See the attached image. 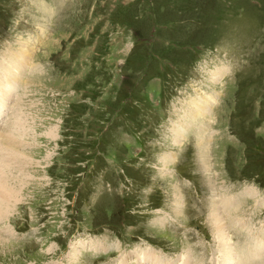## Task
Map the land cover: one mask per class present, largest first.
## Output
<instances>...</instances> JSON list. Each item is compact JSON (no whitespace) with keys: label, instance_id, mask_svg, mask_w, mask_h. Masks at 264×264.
Listing matches in <instances>:
<instances>
[{"label":"rangeland","instance_id":"1","mask_svg":"<svg viewBox=\"0 0 264 264\" xmlns=\"http://www.w3.org/2000/svg\"><path fill=\"white\" fill-rule=\"evenodd\" d=\"M35 1L0 0V65L21 48L33 65L8 110L28 130L9 146L25 164L6 172L0 264H148L149 249L217 264L224 193L235 254L256 236L263 256L264 0H41L46 16Z\"/></svg>","mask_w":264,"mask_h":264},{"label":"bare ground","instance_id":"2","mask_svg":"<svg viewBox=\"0 0 264 264\" xmlns=\"http://www.w3.org/2000/svg\"><path fill=\"white\" fill-rule=\"evenodd\" d=\"M35 3L37 4L38 6V9L39 11H42L45 15L46 12H49L48 11V8L47 6L44 4L43 1L41 0H36ZM48 4V3H47ZM50 8V7H49ZM41 13V12H40ZM47 14V13H46ZM52 14V13H51ZM50 14V15H51ZM43 15V16H44ZM49 15V14H48ZM46 16V15H45ZM47 20V19H46ZM48 21V20H47ZM43 23H41L42 25ZM45 26V25H44ZM26 43V42H25ZM14 50V49H13ZM24 49H20L19 53L17 51V55L20 54L21 52V55H20V58L18 60L17 58V55L14 56L12 54L9 55L10 58L6 59L4 61V63L0 65V129L1 127H3L5 125V127H3L4 129H1L2 130V133L0 134V151H2V154L0 156V215H2L6 209H10V207L8 206V204L10 202V200L12 198H16L15 197V194L12 190H8V188L5 186V181L6 178H8V176H10L9 174H7V170L8 168L10 169V167H12V165H16L18 164L17 166L18 167H14L15 171H19L21 170L22 168L24 169V164L22 163V161H20V159L18 160L17 157L19 156L18 154V151L17 149L15 148H11L9 146L15 144V142L18 144L20 141V136H18L17 133H19V135H21L20 133L22 134H25V130L27 131L28 130V127L27 129L26 128V120L24 119L23 116L19 117L18 115L16 114H13V113H9L10 111L13 112V105L14 103L16 102L17 98H18V95H15L14 93L17 92V90L19 89L20 85H22L23 81L22 79H24L25 77H22L20 78V74L21 76H24L27 74V72L29 73H33V65H31V62H30V57H31V54L32 52L27 53L25 52V56L23 57L22 55V51ZM25 51V50H24ZM21 58H23V61H21ZM18 61L17 63H14V61ZM217 74L219 75L220 72L219 71H216V73H213V77H216ZM32 75V74H31ZM20 78V79H19ZM24 85V84H23ZM26 85V84H25ZM22 87V86H21ZM24 89V88H23ZM21 90L22 88L19 90V93H21ZM23 91V90H22ZM208 96V95H207ZM211 97V96H210ZM208 100V99H206ZM19 101H20V97H19ZM207 101H205L206 103ZM211 102V100H210ZM20 103V102H19ZM191 104H193V107L191 109H183V111H188L189 114L187 112H184L185 114L183 116H181V119L183 121V123L181 122V120H179V123L177 124V126L174 127L173 129V135L174 136H178L179 138L181 137L182 133L185 132V125H186V118H188V122H191L194 124L195 120L198 119L199 115L198 114H201L204 112V98H202V95L199 96L198 98H194L191 102ZM191 107V106H190ZM7 108V111L4 112V110ZM8 110H10L8 112ZM191 112V113H190ZM185 118V119H184ZM201 120V119H200ZM202 122V121H201ZM192 124V125H193ZM3 125V126H2ZM194 126H196L194 124ZM198 128V126H197ZM200 128V127H199ZM204 128V127H203ZM192 129V128H191ZM0 130V131H1ZM201 130V129H200ZM207 131V129H205ZM196 132V131H195ZM202 132V131H201ZM200 132V133H201ZM204 132V131H203ZM7 133V134H6ZM191 133V132H190ZM198 133V132H197ZM198 133V134H200ZM185 134V133H184ZM183 134V135H184ZM202 134V133H201ZM6 135V137H5ZM52 135V134H51ZM207 135V134H206ZM200 136V144L202 143V139H203V135H199ZM209 136V135H208ZM174 137L176 140L177 138ZM3 139H6V145H3L5 143V141H2ZM19 141H18V140ZM174 139V140H175ZM209 137H206V142H207V145L209 143ZM205 141V140H204ZM182 142V141H181ZM23 143V142H22ZM175 143V142H174ZM178 143V142H176ZM175 143V144H176ZM178 145V144H177ZM206 145V147H207ZM23 146V145H21ZM210 146V145H209ZM196 147V146H195ZM198 147V146H197ZM196 147V148H197ZM205 147V146H204ZM23 148V147H21ZM196 150L199 151V162L202 163H207V158L206 156L203 154L204 151H203V147H202V144L199 146V148H197ZM12 152V153H11ZM197 153V152H196ZM207 153L206 149H205V154ZM25 160V159H24ZM209 160V159H208ZM203 161V162H202ZM13 165V166H14ZM12 171V170H11ZM14 171V170H13ZM10 172V171H8ZM11 174V173H10ZM12 176V175H11ZM19 176V175H18ZM17 179V178H16ZM13 180V179H12ZM14 183V181H13ZM12 183V184H13ZM21 187V186H20ZM12 189V188H11ZM15 191V190H14ZM250 191V190H249ZM229 192V191H228ZM19 193V192H18ZM254 193V192H253ZM14 194V195H13ZM257 193H255L256 195ZM223 195V194H222ZM224 195L226 196V199L220 204V205H217L214 203L211 204V211H212V220L214 222V225L213 227H215V235L213 233V236L214 238L216 239V242H217V239L219 241L218 243V254L219 255H222V258L220 260H217V264L219 262H221V264H248L249 262L252 263V264H259L258 262H260V260L262 259V257L264 256H256V255H253L252 253V249H254L253 247L256 244V236L255 237H252V238H249L251 243H250V247L249 249H246L247 251L245 250H242V249H239L237 248V255L235 254V250L234 248L231 246V242H230V239H229V236L227 233H225V230H224V227H223V223H222V219H221V215L219 213V210L221 211H227L228 209L234 207L237 202H238V196L237 197H229L227 196V194L224 193ZM246 195H247V192H246ZM258 195V194H257ZM247 197V196H246ZM256 197V196H254ZM248 198V197H247ZM179 198H177L176 202H175V208L177 207L178 208V201ZM211 199V198H210ZM250 199V198H249ZM252 199V198H251ZM264 199V198H263ZM221 200V199H220ZM223 200V199H222ZM261 200V199H259ZM219 201V200H218ZM217 201V202H218ZM240 203V202H239ZM256 204V203H255ZM264 205V204H262ZM8 206V208H7ZM239 206V205H238ZM236 207V206H235ZM213 209V210H212ZM234 209V208H233ZM237 209V208H236ZM231 210V209H230ZM210 211V210H209ZM220 211V212H221ZM225 211V212H226ZM235 213V212H234ZM211 215V213H210ZM222 216H224L225 218L229 217V215L227 214H223ZM209 217V216H208ZM260 217V216H259ZM231 218V217H229ZM228 219V218H227ZM234 219V218H233ZM237 221V223H240V225L242 224V222H244V220H238V219H234ZM235 223V221H234ZM229 224V223H228ZM233 225V224H232ZM229 226H231L229 224ZM237 226V225H236ZM264 226V225H263ZM232 227V226H231ZM262 227V226H261ZM235 228V227H234ZM243 228V227H242ZM254 228V227H253ZM240 229V228H239ZM246 229V228H245ZM239 231V230H238ZM264 231V230H263ZM251 233V232H250ZM258 234V232H255ZM262 233V232H261ZM264 233V232H263ZM246 234L248 235V233L246 232ZM254 236V234H253ZM257 239V238H256ZM262 240V242H264V236L259 238V240ZM229 242V243H228ZM253 242L255 243V245L253 244ZM258 242V241H257ZM241 247V246H240ZM248 247V246H247ZM256 247V246H255ZM264 247V245H263ZM255 250V249H254ZM139 253L140 252H146V253H149L148 256H146L148 258V261L147 263L148 264H173L171 263V261L168 259V258H165L164 256L162 255H159V254H156V252L152 251V250H146V251H138ZM257 252V251H256ZM260 252V251H258ZM257 252V253H258ZM137 254V253H136ZM261 254V253H260ZM237 256V257H235ZM261 256V258H260ZM128 256L124 258L123 260V264H125L126 262H128ZM138 261V260H137ZM216 261V260H215ZM140 262V260L137 262V264ZM181 264V263H180ZM220 264V263H219ZM261 264V263H260ZM262 264H264V261L262 262Z\"/></svg>","mask_w":264,"mask_h":264}]
</instances>
